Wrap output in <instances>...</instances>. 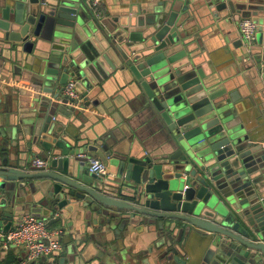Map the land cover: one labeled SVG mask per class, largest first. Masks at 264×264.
<instances>
[{
	"label": "water",
	"instance_id": "obj_1",
	"mask_svg": "<svg viewBox=\"0 0 264 264\" xmlns=\"http://www.w3.org/2000/svg\"><path fill=\"white\" fill-rule=\"evenodd\" d=\"M98 5L0 0V71L15 74L20 133L13 152L0 145V208L9 207L0 227L11 228L16 210L66 208L79 227L53 264H132L134 256L100 246L109 231L120 240L133 225L152 237L156 264H264V128L253 127L232 91L237 81L216 74L201 32L204 13L255 17V44L236 48L264 100V0H166L114 17ZM70 80L78 98L62 94ZM124 87L159 127L157 150L134 138L129 121L118 123L131 141L123 152L109 134L72 128L77 113L85 123L108 114L107 93ZM95 144L113 166L107 175L82 167ZM38 154L47 166L28 169Z\"/></svg>",
	"mask_w": 264,
	"mask_h": 264
},
{
	"label": "crops",
	"instance_id": "obj_2",
	"mask_svg": "<svg viewBox=\"0 0 264 264\" xmlns=\"http://www.w3.org/2000/svg\"><path fill=\"white\" fill-rule=\"evenodd\" d=\"M166 0H99V5L102 12L108 14L109 17L120 16L122 14H130L132 8L143 7L146 4L153 2L158 5L160 2ZM193 6L194 3H190ZM197 7H190L192 11H195ZM194 13H197L194 12ZM203 19L205 26L201 30L203 33L202 48L206 50L207 57L210 62L215 66V72L218 75L222 73L225 78H230L237 81V84L232 88V91H238V97H240L239 102L244 103L245 111L252 118L253 127L264 128V110H262L263 99H258L255 97V89L247 84L249 78L248 72L241 69V50L236 47L243 41L239 32V23L244 18L234 19L229 21L228 19H218L215 20L211 14H203ZM255 20V17L250 16ZM223 27V28H222ZM236 44V45H235ZM14 73L4 74L3 70L0 71V145H11L9 152H13L14 148L12 144L17 143L20 138L19 131L15 133V127H17V122L14 119L15 109H17L18 93H13L18 86L17 83L13 81ZM129 88H116L107 93V99L109 100V113L103 114L102 117L98 118L93 115L89 123H85L87 118L82 117L80 113H77L75 125L72 127L75 130L85 129V131H93V133H106L109 134L108 141L110 142V147L112 149L123 152L131 144L129 138L121 133H126L121 128L120 122H130L129 128L134 138L138 139L141 143L145 144L147 148L152 151L157 150L162 146V136L159 127L156 126L152 120L145 118L138 109L132 107L129 103ZM26 98V96H24ZM28 99V98H26ZM56 99L51 97L50 104L52 106L57 105ZM57 114V113H56ZM124 117H122V115ZM81 115V116H80ZM119 115V116H118ZM55 122V121H54ZM58 124L57 122H55ZM111 127V128H109ZM107 128L111 129L108 130ZM72 130V129H71ZM16 134L15 138L14 135ZM7 141V143H4ZM97 148L81 154V156L87 159L84 166V170L89 171V158L98 157L106 154L102 150L100 145L95 144ZM17 151V150H15ZM31 150L27 151V155L30 154ZM44 159L41 154H38L36 159ZM34 159L31 156L28 157L26 162V167L28 169H37L38 167L33 164ZM113 169V166H108V172ZM116 171V168H114ZM3 198H0V201ZM9 209L0 208L1 211ZM27 213L34 214L41 217L47 221L48 229L56 235H54L58 241L61 243V249L58 251H63L65 244L62 242V238L67 234H73V232L79 227L75 215L69 213L66 208L54 211L51 214L50 209H45L42 206V210L39 213H35L31 209L16 210L13 216V224L11 228L16 225L18 220ZM6 224V222H4ZM140 226L133 225L129 226L128 230L122 232V237L117 240L114 231L108 232L109 240L107 242L108 246L105 244L100 246V250L111 251L113 255L126 254L128 257L132 258L134 262L132 264H156L155 253L151 251L153 246L152 237L144 229L141 231ZM10 228V229H11ZM0 229H3L0 227ZM120 246H123V251H120ZM58 251L54 252L52 256L42 258L39 262L33 264H53L57 261L58 257L55 256ZM18 248L11 247L9 251L0 256V264H22V254ZM121 252V253H120ZM55 256V257H54ZM97 258V257H96Z\"/></svg>",
	"mask_w": 264,
	"mask_h": 264
},
{
	"label": "built area",
	"instance_id": "obj_3",
	"mask_svg": "<svg viewBox=\"0 0 264 264\" xmlns=\"http://www.w3.org/2000/svg\"><path fill=\"white\" fill-rule=\"evenodd\" d=\"M99 4V0H93ZM239 32L242 40L251 48L256 41L258 24L251 17H244L239 23ZM75 81L70 80L62 91L64 96L78 98L79 93L75 88ZM34 166L45 168L47 160L34 159ZM89 171L97 175H107L108 166L98 157L89 158ZM56 233L50 231L47 221L34 214H24L8 231L0 229V256L15 247L23 252L22 264H33L39 262L42 258L50 257L61 249V243L54 239Z\"/></svg>",
	"mask_w": 264,
	"mask_h": 264
}]
</instances>
